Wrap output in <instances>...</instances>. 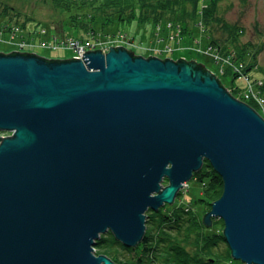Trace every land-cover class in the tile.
Segmentation results:
<instances>
[{
	"label": "water",
	"instance_id": "obj_1",
	"mask_svg": "<svg viewBox=\"0 0 264 264\" xmlns=\"http://www.w3.org/2000/svg\"><path fill=\"white\" fill-rule=\"evenodd\" d=\"M0 52V264H116L204 161L231 256L264 264V118L193 59ZM167 180V184L163 181Z\"/></svg>",
	"mask_w": 264,
	"mask_h": 264
},
{
	"label": "trees",
	"instance_id": "obj_2",
	"mask_svg": "<svg viewBox=\"0 0 264 264\" xmlns=\"http://www.w3.org/2000/svg\"><path fill=\"white\" fill-rule=\"evenodd\" d=\"M43 1L52 7L67 10L68 16L74 15L77 19H70L67 23L75 30L83 24L81 28L85 32L88 31L87 28L96 31L98 25L105 28L132 19L144 20L153 25L163 19H168L170 21L168 23L176 22L175 25L180 27L181 32L184 33L183 31L190 26L189 20L184 18V13L189 15L192 21L199 17L193 25L200 23L201 29L206 31L205 39L208 47L215 49L222 59L227 58L232 64H242L241 72L233 71L232 67L229 68L233 79L249 78L248 72L257 65V54L251 49V44L240 41L242 29L235 24H227L219 14L220 0ZM89 7L94 9L93 13L89 12ZM167 11V16H165ZM178 14H180L179 17ZM3 15L8 16L9 19L0 21V29L11 25L10 21L13 17H15L14 23L20 25V28L23 27L22 22L18 23L20 14L14 6L0 2V18ZM87 19L91 22L89 23ZM54 33L59 35V33ZM262 77L263 81L258 91L264 100V74ZM220 82L226 87L221 78ZM236 92L237 89L233 88L230 93L235 97ZM244 102L254 108L251 100H244ZM192 178L202 186L201 198L197 199L196 203L210 204L221 195L222 179L208 161H204L202 167L193 173ZM164 182L167 184V180ZM192 208L179 205L169 210H164V207L156 211L149 210L146 212L144 235L135 246L125 247L109 232L100 235L97 239L94 245L95 253L108 256L116 264H246L232 258L221 230L219 232L216 229L208 230L203 223V218L199 219L197 212ZM220 223L223 226L222 221ZM221 244L223 250L220 249ZM114 248L122 250L123 253L117 256Z\"/></svg>",
	"mask_w": 264,
	"mask_h": 264
},
{
	"label": "rangeland",
	"instance_id": "obj_3",
	"mask_svg": "<svg viewBox=\"0 0 264 264\" xmlns=\"http://www.w3.org/2000/svg\"><path fill=\"white\" fill-rule=\"evenodd\" d=\"M0 2H6L19 10L20 16L18 23L22 22L24 24L21 28L26 40L31 39L28 37H31L32 35H38L41 29H45L46 31L48 30L50 33H59V36L62 38H64L65 36H70L81 39H86L87 37L93 36L107 37L121 33L127 35L129 37V41H134V44L128 45L127 48H131L133 50V53L139 54L143 57H148L150 53H152L150 47L157 46L158 48H161L169 43L172 48H174L172 52L161 51V53H159L158 48H156L154 49L152 54L159 55V58L161 56L173 59L182 57L185 60L193 59L196 62H200L206 69L210 71H216L218 75L221 76L222 82L225 83L227 87H231V84H238V89L235 97L239 98L242 101H244L243 99H245L244 97H241V89L243 90L247 87V82L245 81V79H233L229 73V65L222 64L221 60L217 61L212 54L206 52V50H208L207 47L209 46L205 39L206 31L201 29L200 23L193 25V22L196 23L199 17H196L192 21L190 16L184 13V18L188 19L190 22V26L186 31H183L184 33L181 32L182 30L180 27H177L175 25L176 22H172V24H170L168 23L170 22L168 19H163L156 25H153L152 23L149 24L144 20L137 21L136 19L125 22H118L112 26L105 28L97 24L98 26H96V31L87 28L86 30L88 31L85 32V30L81 28L83 24L79 25V27L75 30L67 23V21H70V19L76 18L74 15L68 16L69 13L67 10L59 7H52L49 3L44 2L43 0H0ZM88 10L90 13L94 12V9H92L91 7H89ZM218 10L219 14L222 15V17L226 20L224 21L227 24H235L242 29V32L240 33V41L242 43H250L251 49L256 52L257 65L254 67V69L249 71L248 74L251 83L256 89H259V81L263 78L262 75L264 74V0H220V2L218 3ZM167 13L168 11L165 12V16H167ZM179 16L180 14H178V17ZM7 19H9V17L3 15L1 16L0 21ZM14 20L15 17H13L12 21H10V23H12L11 25L15 24ZM87 21L89 23L91 22L90 19H87ZM157 26H159L158 29L156 28ZM28 28H31L36 32H31ZM177 30L180 31L182 40L180 42H177V39L171 41L169 39V35L172 33H176ZM154 32L157 35L158 44L148 45L155 43ZM19 38L21 37L19 36ZM39 41L40 39L38 38H35L33 41L30 40V42L33 44L32 46H36L33 48L32 52L40 56H44L46 58L64 59L72 57L74 54V51L70 48L58 47L52 49L46 46H41L39 44ZM4 48H6V44L0 43V50L3 51ZM250 100L252 101V103H254L255 110L264 118L263 103L256 102L252 99ZM164 181L163 184L166 183ZM201 189V184L195 179L191 178L180 190V194L175 197V200L173 202L174 204L172 203L173 205L166 203L160 208L164 207V210H169L174 206L179 205H184L189 208L194 207L192 208V210L195 209L194 211L197 212L198 218L202 219L204 213L210 210L211 203H196V200L201 198ZM220 221L222 220L219 218H212L211 225L205 227L208 230L216 229L218 230V232L220 230L222 232L223 226L221 225ZM108 233L109 231L102 233V235ZM116 248H114L115 254L117 256L119 254L121 255L123 251L117 250ZM220 249L223 250L222 244Z\"/></svg>",
	"mask_w": 264,
	"mask_h": 264
},
{
	"label": "built area",
	"instance_id": "obj_4",
	"mask_svg": "<svg viewBox=\"0 0 264 264\" xmlns=\"http://www.w3.org/2000/svg\"><path fill=\"white\" fill-rule=\"evenodd\" d=\"M157 29L159 26L156 27ZM29 31L31 32H36L35 30H32L31 28H28ZM155 35V43L153 44H148V45H157L158 44V38L156 33L154 32ZM19 36L21 38H19ZM22 32V28L16 25H9V26H4L3 28L0 29V43L6 44V48H4L3 51L0 50V52L3 53H8L12 50L15 51H26V52H32L33 48L36 46H32L33 44L30 42V40H34L35 38L40 39L39 44L41 46H46L52 49L58 48V47H64V48H70L74 52L72 57H79L82 58V52L88 49L94 50L96 48H100L101 52L105 53L109 50L110 45L116 46V45H122L123 47L126 46V49H131L127 48L128 45H133L134 41H129V37L125 34H115L111 36H93V37H87L86 39H81V38H75V37H70V36H65L64 38L60 37L59 35L57 36L55 33H50L48 30L46 31L45 29H41L40 33L38 35H32L29 40L25 39V36ZM37 36V37H36ZM169 39L172 41L174 39H177V42H180L182 40V36L180 34V31L177 30L176 33H172L169 35ZM38 44V45H39ZM31 45V46H29ZM11 46V47H9ZM29 46V48H28ZM158 48L157 46H152L150 47V50H152V53L154 49ZM140 49V48H139ZM174 48L168 43L165 46L158 48L159 53L161 51L165 52H172ZM208 50H206L207 53H210L214 56V58L219 61H222V64L224 65H229V68H233V71H240L241 72V66L242 64H232V62L225 58L222 59L216 52L215 49L211 47H207ZM150 55L153 56H159L156 54ZM135 54V53H133ZM160 58H165V57H160ZM219 80L221 78L220 75L216 71H211ZM216 72V73H215ZM245 81L247 82V87L245 89H241V97H244L245 99L243 100H255L256 102H262L264 106V100L261 98L258 89L254 87V85L251 83V80H249L248 77L244 78ZM261 84V80L259 81V85ZM227 90L231 92V89L235 88L238 89V84L233 85L231 84V87H227ZM239 99V98H238ZM262 106V107H263ZM264 108V107H263Z\"/></svg>",
	"mask_w": 264,
	"mask_h": 264
},
{
	"label": "flooded vegetation",
	"instance_id": "obj_5",
	"mask_svg": "<svg viewBox=\"0 0 264 264\" xmlns=\"http://www.w3.org/2000/svg\"><path fill=\"white\" fill-rule=\"evenodd\" d=\"M10 134V132H0V135H3V136H5V135H9ZM111 259V258H110ZM112 260V259H111Z\"/></svg>",
	"mask_w": 264,
	"mask_h": 264
},
{
	"label": "bare ground",
	"instance_id": "obj_6",
	"mask_svg": "<svg viewBox=\"0 0 264 264\" xmlns=\"http://www.w3.org/2000/svg\"><path fill=\"white\" fill-rule=\"evenodd\" d=\"M160 208V207H159ZM135 246V245H134Z\"/></svg>",
	"mask_w": 264,
	"mask_h": 264
}]
</instances>
